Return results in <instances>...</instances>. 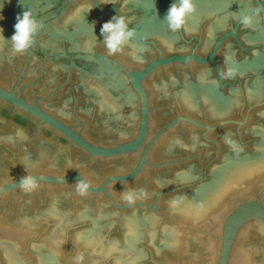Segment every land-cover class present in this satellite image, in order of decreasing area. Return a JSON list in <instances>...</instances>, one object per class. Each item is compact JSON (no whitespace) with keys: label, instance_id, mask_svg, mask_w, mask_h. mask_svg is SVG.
Segmentation results:
<instances>
[{"label":"water","instance_id":"1","mask_svg":"<svg viewBox=\"0 0 264 264\" xmlns=\"http://www.w3.org/2000/svg\"><path fill=\"white\" fill-rule=\"evenodd\" d=\"M97 1L0 0V264H264V0Z\"/></svg>","mask_w":264,"mask_h":264},{"label":"clouds","instance_id":"2","mask_svg":"<svg viewBox=\"0 0 264 264\" xmlns=\"http://www.w3.org/2000/svg\"><path fill=\"white\" fill-rule=\"evenodd\" d=\"M91 9L92 8L88 10ZM194 10L193 0H174L165 15V20L168 23L169 29L173 32L184 29L187 17L191 15ZM0 19H3V17L0 16ZM242 23L247 26L249 21L245 18ZM129 24L130 21L125 17L115 15L102 25L100 31L108 55H115L123 51V47L134 39L135 32L129 27ZM39 28L40 25L29 11H24L22 14L17 15L16 23L14 24V33L10 39H8L12 43L14 52L24 53L31 48L35 34L38 32ZM2 31L3 30L0 29V36H3ZM80 177L81 180L76 183V191L80 196H86L89 194L91 183L87 177ZM19 187L21 191L30 193L37 189L38 184L34 176L25 174L20 178ZM124 198L129 201L132 199L130 194H126Z\"/></svg>","mask_w":264,"mask_h":264},{"label":"flooded vegetation","instance_id":"3","mask_svg":"<svg viewBox=\"0 0 264 264\" xmlns=\"http://www.w3.org/2000/svg\"><path fill=\"white\" fill-rule=\"evenodd\" d=\"M93 1H95V3H96V2L98 3V1H97V0H93Z\"/></svg>","mask_w":264,"mask_h":264}]
</instances>
